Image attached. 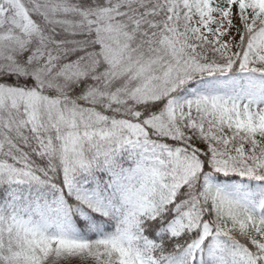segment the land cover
I'll return each instance as SVG.
<instances>
[{
    "label": "snow or ice",
    "instance_id": "obj_1",
    "mask_svg": "<svg viewBox=\"0 0 264 264\" xmlns=\"http://www.w3.org/2000/svg\"><path fill=\"white\" fill-rule=\"evenodd\" d=\"M0 264H264V0H0Z\"/></svg>",
    "mask_w": 264,
    "mask_h": 264
}]
</instances>
